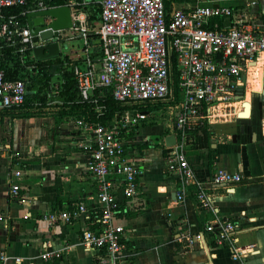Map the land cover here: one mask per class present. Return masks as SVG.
Instances as JSON below:
<instances>
[{"label":"built area","instance_id":"2783aa9c","mask_svg":"<svg viewBox=\"0 0 264 264\" xmlns=\"http://www.w3.org/2000/svg\"><path fill=\"white\" fill-rule=\"evenodd\" d=\"M97 2L98 17L91 30L99 41L98 63L86 56L83 66L72 65L71 71L81 98L106 87L117 108L103 124L72 118L82 134L76 146L86 152L84 170L93 194L55 202L42 218L52 229L74 232L84 250L96 253L97 264H129L128 228L119 218L127 212L128 202L142 193L145 165L144 158L126 146L130 136L120 137V133L145 122L149 107L176 101L174 145L165 146L161 140L164 170L177 179L176 202L184 199L191 184L196 205L210 210L209 190L239 182L241 175L216 168L206 181L195 179L184 153L186 130L198 119L210 120L211 111L228 105H236V111L242 108V99L236 100L235 95L238 89L244 92L249 67L258 61L264 67V28L255 27L247 16L225 27L207 26L209 19L233 16L231 7L220 4L167 9L164 0ZM63 4L69 7L72 23L67 30L85 39L87 13L73 0ZM8 7H20L23 20L12 13L4 15L2 9ZM47 7L42 0H0V39L18 53V63L24 67L31 66L26 59H33L34 46L54 39L32 41L25 13ZM42 18L44 24L49 22L48 16ZM74 33L60 37L71 38ZM26 90L23 78H7L0 69V110L20 106ZM19 188L11 184L10 197L17 198ZM237 226L232 220L212 218L201 229L183 234V239L187 245L205 248L228 241L230 258L237 260L252 251L251 245H236ZM39 257L57 259L59 252L43 250Z\"/></svg>","mask_w":264,"mask_h":264},{"label":"crops","instance_id":"0c3cea01","mask_svg":"<svg viewBox=\"0 0 264 264\" xmlns=\"http://www.w3.org/2000/svg\"><path fill=\"white\" fill-rule=\"evenodd\" d=\"M196 4H220L234 10L231 17L207 20L209 27H225L236 18L247 16L255 27L264 28V0L165 1L167 9ZM72 33L67 30L63 36ZM86 39L82 41L85 43ZM90 43L96 45L99 53L98 39ZM58 49L57 57H62L61 47ZM84 50H77L79 59H72L73 65L83 66L86 56L97 65L99 54L96 60H91L88 53L80 57ZM69 68L72 69L71 64ZM262 70H252L249 79L251 90L246 92L244 101L249 103V116L244 117L241 110L237 117L235 110L232 117L217 122L208 120L209 128L196 130V153H185L195 179L206 181L216 168L241 175L239 182L209 190L210 210L196 205L191 184L182 201L174 199L177 179L164 170L161 140L173 135L175 119L173 122L165 119L163 126L169 132L160 136V147L133 148L144 158L145 169L140 181L142 193L128 202L127 213L119 218V223L128 228L126 244L132 253L129 264H264V123L260 117V113L264 115V105H256L259 115L253 120L250 118L253 106L248 100L251 93L262 92L264 67ZM168 108H174L175 117V107ZM147 120L133 129L128 143L158 136L159 121L149 126ZM53 123L43 121L42 117L0 115V264H97L96 253L84 250L74 232L52 229L42 218L55 202L67 198L78 201L93 194L84 170L86 152L76 146L82 134L73 125V131L62 128L52 140L57 124ZM41 132L47 142L40 138ZM11 184L20 187L17 198L8 194ZM212 218L237 223L236 245H251L252 251L233 260L228 241L207 248L197 243L187 245L183 234L201 229ZM53 249L58 250L59 258L40 259L41 251ZM14 257L18 258L17 263L13 262Z\"/></svg>","mask_w":264,"mask_h":264},{"label":"rangeland","instance_id":"374dc122","mask_svg":"<svg viewBox=\"0 0 264 264\" xmlns=\"http://www.w3.org/2000/svg\"><path fill=\"white\" fill-rule=\"evenodd\" d=\"M31 0H28V2ZM67 1V0H65ZM75 3H77L78 9L81 7V10L85 11L87 13V19H86V28L88 29V32H86V41L85 43L82 41V36L78 32H75L73 34V38H65L64 45L61 46L60 49V55L63 56L66 55L65 57L67 58L68 61L72 59L78 58L76 56V53L78 52L77 50L81 51V49H86L84 52L81 54L80 57H83L88 53L90 55V58L96 57L94 56L96 52H98L97 49H93V45L90 43L91 40H95L96 36L93 34L91 28L93 27L94 23L96 22V19L92 18V15L94 13L93 9L98 8V3H95L93 0H73ZM92 1V2H91ZM98 1V0H95ZM70 59V60H69ZM79 59V58H78ZM66 60V61H67ZM73 61V60H72ZM82 61V58H81ZM31 66L28 67H22L20 71L18 72V77H21L24 79L26 85H27V90L29 89H36L37 86L40 85V78H38V74H35L34 70L30 68ZM65 69V68H64ZM20 73V74H19ZM264 75V74H263ZM61 81V77L58 73L54 72L51 74L48 82L44 84L43 86L39 87L38 94L32 95L28 94L26 97V102L24 105L19 106L18 108L14 109H9L5 111L0 110V115L9 113V115H15L18 114L19 112L22 111H28L33 114V117H42L43 121H47L48 123H51L53 121L54 123H57L54 125L53 128V137H51L52 140H54V135L59 134L58 131L60 129H67L70 131H73L75 128L72 123V118H67L66 116H60L59 114V109H60V95L59 93H56V87L59 85ZM264 77H261V90L259 93H251V97L249 100L250 103H252L253 109L251 112L250 118L255 120L259 113H258V108H256V105H264ZM247 87V85H246ZM29 88V89H28ZM245 90L243 92V97L242 100L245 97ZM176 103V101H164L161 103H158L155 109H151V114L148 117L147 120V125L151 126L156 124V121H159L160 127H159V134L157 137L153 136L151 138H148L149 141H160V136L164 135L169 132V130L163 126V123L166 120H169L170 122H173L175 119L174 117V108H168L169 106L173 107V105ZM29 107H26L28 106ZM237 109L236 105H228L225 108H221L219 110H216V112L211 111V116L209 119L214 120V122L221 121L224 117H232V114L234 111ZM216 113V114H214ZM250 113V106L248 102H244L243 104V110L242 114L244 117H248ZM260 117L262 119V122L264 123V115L260 113ZM240 116V113L238 114V117ZM41 121V120H40ZM46 122L43 123L45 125ZM65 123V124H64ZM59 124V127L57 126ZM211 124H209L207 118H201L195 121L194 123H191V126L186 130V137L184 139L185 143V148H184V153H196L195 150V133L196 130L201 128L203 130L209 128ZM3 129V128H2ZM5 129V128H4ZM56 132V133H55ZM174 132V131H173ZM45 133L41 132L40 138L45 140ZM42 136L44 138H42ZM56 139V138H55ZM61 139L57 138L56 140Z\"/></svg>","mask_w":264,"mask_h":264},{"label":"trees","instance_id":"16d2710c","mask_svg":"<svg viewBox=\"0 0 264 264\" xmlns=\"http://www.w3.org/2000/svg\"><path fill=\"white\" fill-rule=\"evenodd\" d=\"M42 1L49 6L61 5L64 2V0ZM165 1L166 0H164V5ZM20 10V7H8L3 8L2 13L4 15L12 13L23 20V15L19 14ZM93 10L94 13L92 15V18L97 19L98 9L96 8ZM93 49H96L95 46ZM98 54L99 53L96 52L94 56H98ZM18 60V53L14 52L12 47L8 46L2 39H0V69L4 71L5 76L7 78L18 77V72L23 67L18 63ZM66 60L67 58L65 56L55 57L54 59L42 61L26 59V64L31 65L30 68L34 70L35 74L39 75L38 78H40L41 83L39 86L36 87V89L28 88L29 90H26L24 101L22 104H20V106L25 104L26 97L28 94H38L39 87L46 84L51 74L56 72L61 77V81L56 87V93H59L61 100L59 109L60 116H66L67 118H81L86 123H107L111 118L114 110L117 108L116 103L109 95V89L106 87H97L91 91V94L87 98H81L78 93L73 73L70 68L68 69L69 64L73 65L74 61ZM91 60H96V57H92ZM156 106L157 104L149 107V109L153 110ZM26 107H29V105ZM14 108L15 107L9 109ZM6 115H8L10 118H28L33 116L32 113L25 110L15 115H9V113H6ZM133 133V129L129 130L127 133L121 132L120 137H128L133 135ZM126 146L132 149H141L144 147H160V143L156 141L152 143L147 140H144L142 142H129L126 144ZM209 162H211V157L209 158ZM126 213H124L123 215H125Z\"/></svg>","mask_w":264,"mask_h":264},{"label":"water","instance_id":"95a60500","mask_svg":"<svg viewBox=\"0 0 264 264\" xmlns=\"http://www.w3.org/2000/svg\"><path fill=\"white\" fill-rule=\"evenodd\" d=\"M42 16H48L49 22L44 24ZM25 23L32 35V41H38V39L45 41L54 38L52 41H46L32 48V58L35 61L57 57L59 55L58 48L63 46L65 41V37H60V34H64L65 30L72 27L69 7L66 4L28 11L25 13ZM242 97L243 93L241 89H238L235 99L240 100ZM232 138L234 140L235 136ZM163 143L165 146L174 145V136L172 134L166 135L163 138Z\"/></svg>","mask_w":264,"mask_h":264},{"label":"bare ground","instance_id":"6f19581e","mask_svg":"<svg viewBox=\"0 0 264 264\" xmlns=\"http://www.w3.org/2000/svg\"><path fill=\"white\" fill-rule=\"evenodd\" d=\"M260 65H261L260 64V61H258L255 65L249 67L248 75H247V87H246V90H245V96H246V92L249 91V90H251V87H250L251 82L249 81V79L251 78V75L253 74L252 73V70H256V69L262 70V67ZM244 101H245V97H244V99L241 102V107L242 108L240 110H238V111H235V113L237 114V117H238L239 112H241V110H243V102Z\"/></svg>","mask_w":264,"mask_h":264},{"label":"flooded vegetation","instance_id":"af4514ba","mask_svg":"<svg viewBox=\"0 0 264 264\" xmlns=\"http://www.w3.org/2000/svg\"><path fill=\"white\" fill-rule=\"evenodd\" d=\"M242 91V90H241ZM242 93H243V91H242Z\"/></svg>","mask_w":264,"mask_h":264}]
</instances>
